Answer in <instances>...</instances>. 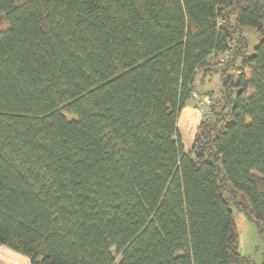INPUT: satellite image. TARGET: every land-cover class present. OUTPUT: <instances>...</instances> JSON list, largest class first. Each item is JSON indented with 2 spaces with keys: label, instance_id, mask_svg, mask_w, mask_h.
<instances>
[{
  "label": "trees",
  "instance_id": "1",
  "mask_svg": "<svg viewBox=\"0 0 264 264\" xmlns=\"http://www.w3.org/2000/svg\"><path fill=\"white\" fill-rule=\"evenodd\" d=\"M1 22L0 246L31 264H248L233 208L264 233V0H0ZM198 72L222 99L185 151Z\"/></svg>",
  "mask_w": 264,
  "mask_h": 264
},
{
  "label": "rangeland",
  "instance_id": "2",
  "mask_svg": "<svg viewBox=\"0 0 264 264\" xmlns=\"http://www.w3.org/2000/svg\"><path fill=\"white\" fill-rule=\"evenodd\" d=\"M0 28H4V23L1 22ZM245 36L248 41V53L252 54L253 48L258 44L259 36L257 32L253 29H245ZM226 59L227 54H220L211 56L213 61L218 59ZM213 85H205L203 88H212L214 89ZM198 90H202V88L197 85ZM197 98V97H196ZM201 99V100H199ZM200 102H205L203 107V117L209 112V100L207 98H199ZM220 99V97H219ZM215 102L218 101V98L214 100ZM197 102V101H196ZM195 102V103H196ZM197 105V104H196ZM177 129L181 137L182 144L185 148L189 149L194 136V128L186 122H183V117L180 118L177 124ZM238 199L245 203V197L242 194H238ZM235 223L237 227V251L238 253L248 260V264H260L262 262V257L264 254V233H261L258 230L256 224L247 218V216L242 212L238 211L237 209L233 208ZM10 249V248H9Z\"/></svg>",
  "mask_w": 264,
  "mask_h": 264
},
{
  "label": "crops",
  "instance_id": "3",
  "mask_svg": "<svg viewBox=\"0 0 264 264\" xmlns=\"http://www.w3.org/2000/svg\"><path fill=\"white\" fill-rule=\"evenodd\" d=\"M215 55L216 54H213L212 56H215ZM217 55H220V54H217ZM213 84H214L213 86L214 89L212 88L204 89L203 88L205 85L207 86V85H213ZM194 85H195V91L193 92L192 97L189 100V102L182 108L179 114V117H178V121L180 120V118L183 117V122H186L189 125H191L194 128V131H196V128L199 122L203 118V107L201 106L205 105V102H200L199 100L201 99L199 98H202V99L207 98V100H209V105H210L211 103L215 102L214 101L215 99L218 98V101L222 99V88H221V82L219 80L218 74L212 73V72L211 74H207V75H202V72H198L194 78ZM197 85H199L202 88V90H198ZM178 121H177V124H178ZM184 150L188 151L189 149L184 147ZM0 264H31V263L27 257L19 253H16L15 251L9 249L6 246H0Z\"/></svg>",
  "mask_w": 264,
  "mask_h": 264
}]
</instances>
